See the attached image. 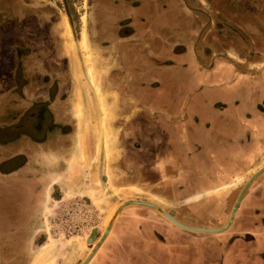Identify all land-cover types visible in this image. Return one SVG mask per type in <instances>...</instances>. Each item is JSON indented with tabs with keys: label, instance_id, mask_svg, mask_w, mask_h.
<instances>
[{
	"label": "rangeland",
	"instance_id": "374dc122",
	"mask_svg": "<svg viewBox=\"0 0 264 264\" xmlns=\"http://www.w3.org/2000/svg\"><path fill=\"white\" fill-rule=\"evenodd\" d=\"M143 2L0 0V81L4 80L8 96L0 99V109L11 112L16 106L22 111L21 116L0 113V144L7 145L5 155L19 148L24 154L27 168L22 178L40 176L32 184L15 177L11 191L0 192V264H80L101 238L114 208L126 200L152 203L173 213L164 207H170L165 199L173 198L174 185L161 184L158 171L166 166L173 173L180 164L158 162L163 148L152 143L162 131L155 129L149 136L136 127L147 105L143 98L147 77L143 84L141 64L136 65L141 51L127 52L125 44L143 43L150 36L141 30L125 38L133 31L126 17L133 16L134 7ZM195 2L188 3L193 19L186 27L177 22L174 32L166 35L169 40L182 46L187 33L198 57L235 62L240 73L264 74V2L258 12L247 11L246 20H232L229 35L221 33L222 19L214 12L222 14L221 2ZM184 21L188 20L181 24ZM126 60L134 62L127 68L130 76H126ZM111 79L122 86L133 79L129 90L123 91L127 98L112 97L117 93L109 92ZM52 83L53 109L70 112L71 134L49 152L25 139L14 145L8 138L14 139L21 117L30 128L27 109L36 100L35 90L45 92ZM14 86L15 91L22 88L21 98L12 92ZM153 94L149 93L148 107L154 115L148 118L156 125L159 95ZM118 105L126 109L111 115L115 113L111 107ZM33 185L40 191L37 205L30 209ZM131 212H148L151 223L168 221L153 208L139 205L124 207L116 220Z\"/></svg>",
	"mask_w": 264,
	"mask_h": 264
},
{
	"label": "crops",
	"instance_id": "0c3cea01",
	"mask_svg": "<svg viewBox=\"0 0 264 264\" xmlns=\"http://www.w3.org/2000/svg\"><path fill=\"white\" fill-rule=\"evenodd\" d=\"M182 2H187V5ZM186 2L163 0L160 5V0H144L141 5L134 7L133 16L126 17L131 19L133 31L127 33L125 38L128 39L141 30V33L150 36L148 41L125 44V47L127 52L141 51V55L136 57V65L141 64L140 78L143 84L144 77H147L144 87L147 94H143L147 105H144L141 123L136 127L148 135L155 129L162 131L155 139L156 144L152 143L153 146L163 148L159 151L163 152V155H158H161L158 162L180 164L179 169L173 173L169 172L166 166L158 171L163 179L161 184L164 182L166 187L170 183L174 185L175 189L170 193L173 198L165 199V203L170 207H164L174 214L178 209H205L208 201H199L200 194L222 196L225 186L231 181V166L239 162L251 163L257 157L258 153L254 149L258 145L253 140L244 139L246 131L264 129V121L245 120L246 112L250 111V104L244 101V97L251 96L250 93L254 92L257 82L252 74L237 72L233 63L228 60L214 56L208 59L198 57L195 52L196 44L190 43L191 38L187 33L185 44H180L182 46L172 43L166 36L174 32L177 22L178 25L185 26L193 19L192 16H195L192 15L189 0ZM159 8L162 10L159 11ZM184 19L188 21L181 24ZM130 65L134 66V62L126 60V76L131 75L127 69ZM151 76L154 78L149 80ZM132 81L133 79L131 84L127 82L122 86L118 85V79H111L109 92L117 93L112 97L127 98L123 93L133 85ZM50 85L49 88L46 85L45 92L41 88L35 90V101L48 98L50 91L55 95L54 83ZM15 89L16 86L11 89L12 92L19 94L16 96L21 98L22 88L16 91ZM153 92L159 95L157 126L148 118L154 115L149 110L152 97L149 93L154 95ZM1 98H8L4 80L0 81ZM236 99L240 100L239 103ZM218 102L222 103L221 107L215 105ZM53 107L52 103L51 110L55 117L64 114L68 123H73L70 112L62 110L60 113ZM122 109L126 107H111V110H115L111 115H118V110ZM0 113L21 116L22 111L21 107L13 106L11 112L1 108ZM120 113L123 114L122 111ZM112 121L113 119L110 124ZM60 127L54 125L51 129L60 132ZM65 136H62L63 139ZM21 139L24 138L19 136L17 140H13L14 145L22 142ZM53 144L46 147L38 145L34 148H46L49 152ZM6 146L0 144V163L4 157L10 156V153L4 154ZM15 153L24 155L20 148L11 155ZM22 159L14 173L15 177L20 181H29L30 184L33 180L38 181L40 176L37 175L33 178H22L23 169L27 168ZM259 177L239 205L234 223L225 225L224 230L190 234L188 230L169 221L159 220L162 222L159 224L147 222L145 219H119L88 264H264V172ZM192 187L197 188L194 193L190 191ZM34 188L36 186H31L32 196L37 194ZM215 209L216 212L221 211V216L213 228H220L217 225L223 221L224 201H218ZM153 228L160 232L164 239L157 238L152 233Z\"/></svg>",
	"mask_w": 264,
	"mask_h": 264
},
{
	"label": "flooded vegetation",
	"instance_id": "af4514ba",
	"mask_svg": "<svg viewBox=\"0 0 264 264\" xmlns=\"http://www.w3.org/2000/svg\"><path fill=\"white\" fill-rule=\"evenodd\" d=\"M186 2V0H184ZM191 2H195L196 0H189ZM207 2H210L211 4L214 3L215 0H205ZM222 3V14L220 15V12L217 10H214L216 13L217 18L222 19L223 24V30L221 33L225 35H229L230 33V23L232 20H241L247 19V11H252L253 13L258 12L261 7V3L264 2V0H218ZM259 9V10H256ZM213 12V13H214ZM249 13V12H248ZM250 14H248L249 16ZM215 16V15H214ZM255 16V14H254ZM129 17V16H128ZM256 26V25H255ZM212 31V30H211ZM216 29L214 28L215 32ZM257 32L260 33V30H257ZM219 33V31L215 32ZM233 63L234 66H238L235 62ZM256 78V85H254L255 90L254 92L250 93L251 96H245L244 101L247 102V104H250L248 106V109L250 111H247L245 114V120H260L264 121V74H256L252 75ZM52 92L50 91V94L48 98L38 99V101H35L31 103V106L27 109L29 110V120H30V128L25 127L22 124V117L20 118L17 126H16V134L14 133V139L8 138L9 140H17V136L23 137L25 141L29 142V144L34 147L38 145L48 146L53 143L57 144L59 142H63L62 136H68L70 134V129L72 123H68L67 118L62 114L58 118L55 117L51 110V104L52 102ZM238 101L239 103V99ZM218 107H221L222 103L218 102ZM54 125L61 126L60 132L58 130H52L51 127ZM66 125V127H65ZM68 127L70 129L68 130ZM59 129V128H58ZM2 131V130H1ZM5 134V133H4ZM0 139L2 138V134H0ZM246 140H253L257 143V147L254 149L255 152H257L256 159L251 163H245V162H239L236 163L235 167L230 170L231 171V181L225 186L224 194L221 195H214V194H200L198 196L199 201L207 200L208 203L206 204V208L202 209L200 211L196 210H189L187 208L185 209H178L176 211V215L174 213L168 212V214L173 217L178 222L190 226L192 228H213L214 224L216 225L218 222V218L221 216L220 212H216L215 208L217 207L218 201H224L225 203V211H223V221L220 225H217L218 227H223L228 224L234 223V220L236 217V212L238 210L239 205L241 204L244 197L247 195V191L250 187L253 186V184L256 182L257 179H259L261 174L257 175L253 180H251V183L247 186V189L245 190V193L241 196L239 202L236 204L243 187L246 185V183L252 178V176L261 168L264 166V129L263 130H256L253 129L251 132L250 130L246 131L245 138ZM243 139V140H244ZM22 140V139H21ZM244 140V141H246ZM248 145V144H247ZM30 146V147H31ZM36 148V147H35ZM51 149V148H49ZM248 149V148H247ZM246 151V148H245ZM5 154V153H4ZM24 156L20 154H12L8 157H4L0 163V169L3 171V173L0 171V192H10L11 187L13 186V183L18 179L15 178V171L18 167V164L20 162V159H22ZM233 167V166H231ZM238 171V172H237ZM236 173V174H234ZM237 175V176H236ZM14 179V180H13ZM196 183L195 178L193 179V184ZM37 191V196L34 195L33 198H31V201L29 203V206L37 205L35 202L39 195V188H34ZM197 190L196 187H192L190 189L191 193H194V191ZM2 193H0L1 195ZM193 196H196L193 194ZM222 197V199H221ZM220 204V203H219ZM5 201L2 202V207H4ZM235 207V208H234ZM30 208V207H29ZM31 208V209H32ZM1 209V207H0ZM148 212H142V213H129V215L125 216L127 218H134V219H145L147 221H150L147 217ZM124 217V216H123ZM162 221V220H161ZM158 222L159 224H162V222ZM166 221V220H164ZM2 228L0 229V232H2ZM187 232V231H186ZM190 234H197L201 233L199 231H188ZM152 233L160 239H164L162 234L158 231H156L154 228L152 229ZM185 233V231H184ZM188 234V233H186Z\"/></svg>",
	"mask_w": 264,
	"mask_h": 264
},
{
	"label": "water",
	"instance_id": "95a60500",
	"mask_svg": "<svg viewBox=\"0 0 264 264\" xmlns=\"http://www.w3.org/2000/svg\"><path fill=\"white\" fill-rule=\"evenodd\" d=\"M262 172H264V166L261 167L253 176L252 178L246 183V185L243 187L242 192L236 202V204L239 202L241 196L245 193V190L247 189V186L251 183V180H253V178H255L257 175L261 174ZM129 205H139V206H147V207H151L154 210H156L157 212H159L165 219H167L169 222H171L172 224L183 228L185 230L188 231H199V232H211V233H216V232H220L222 230H224L226 228V226L220 227V228H192L190 226L184 225L180 222H178L177 220H175L173 217H171L169 214H167L165 211H163V209H161L159 206H156L155 204L152 203H147V202H143V201H136V200H126L121 202L120 204H118L115 208L113 213L110 216V219L108 220L105 229L102 232L101 238L98 240L97 244H95L91 251L87 254V256L84 258V260L80 263V264H88L89 260L92 258V256L95 254L96 250L98 249V247L101 245V243L104 241V239L106 238L107 234L110 232L115 220L117 219L120 211ZM235 208V207H234ZM90 240V239H89Z\"/></svg>",
	"mask_w": 264,
	"mask_h": 264
},
{
	"label": "bare ground",
	"instance_id": "6f19581e",
	"mask_svg": "<svg viewBox=\"0 0 264 264\" xmlns=\"http://www.w3.org/2000/svg\"><path fill=\"white\" fill-rule=\"evenodd\" d=\"M96 90H98V88H97ZM108 119H109V118H108Z\"/></svg>",
	"mask_w": 264,
	"mask_h": 264
}]
</instances>
